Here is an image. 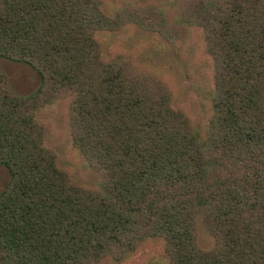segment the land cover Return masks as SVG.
<instances>
[{"label": "trees", "instance_id": "obj_1", "mask_svg": "<svg viewBox=\"0 0 264 264\" xmlns=\"http://www.w3.org/2000/svg\"><path fill=\"white\" fill-rule=\"evenodd\" d=\"M105 4L0 0V59L41 78L21 96L0 72V264L119 262L152 240L168 264H264V0H184L174 23L154 4ZM127 24L171 43L201 30L213 83L204 135L150 68L104 58L96 35ZM65 98L96 188L44 144L38 115Z\"/></svg>", "mask_w": 264, "mask_h": 264}, {"label": "rangeland", "instance_id": "obj_2", "mask_svg": "<svg viewBox=\"0 0 264 264\" xmlns=\"http://www.w3.org/2000/svg\"><path fill=\"white\" fill-rule=\"evenodd\" d=\"M105 0V10L111 14L127 4L147 6L154 4L162 8L170 23H174L184 0ZM102 46L104 58L116 54L131 56L137 65L145 66L167 83L173 95L172 107L187 114L192 126L204 135L211 117L210 94L213 90L212 63L204 49L201 30L189 28L188 35L176 38L173 43L156 32L143 31L134 25H125L120 31L100 32L96 35ZM0 72L7 81L8 89L21 96L35 92L41 83L39 74L30 67L0 59ZM68 98L58 101L51 109L38 115L46 124L49 136L45 146L57 156V165L66 171L73 180L84 187L96 188L98 175L88 166L82 154L71 141L69 130ZM10 180L8 170L0 165V193ZM201 226L197 227V244L202 250L213 246ZM102 264H168L163 256L160 241L152 240L122 261H107Z\"/></svg>", "mask_w": 264, "mask_h": 264}]
</instances>
